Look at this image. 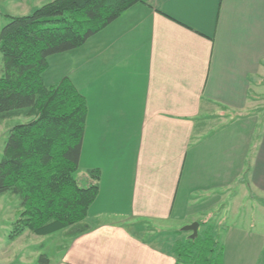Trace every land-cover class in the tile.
Here are the masks:
<instances>
[{"label": "crops", "instance_id": "obj_1", "mask_svg": "<svg viewBox=\"0 0 264 264\" xmlns=\"http://www.w3.org/2000/svg\"><path fill=\"white\" fill-rule=\"evenodd\" d=\"M58 61L87 102L78 170L99 178L43 264H177L139 223L228 219L235 181L242 206L264 197V0H147ZM255 223L225 226L222 264H264Z\"/></svg>", "mask_w": 264, "mask_h": 264}, {"label": "trees", "instance_id": "obj_2", "mask_svg": "<svg viewBox=\"0 0 264 264\" xmlns=\"http://www.w3.org/2000/svg\"><path fill=\"white\" fill-rule=\"evenodd\" d=\"M147 0H51L26 15H5L0 28V123L22 116L8 130L0 158V195L19 198L7 236L47 235L83 221L97 191L99 172L81 185V142L87 112L84 95L67 76L45 85L48 57L81 46L125 10ZM170 246L177 264H222L223 246L209 228ZM182 231L176 230V236ZM46 263L47 257L40 255Z\"/></svg>", "mask_w": 264, "mask_h": 264}, {"label": "rangeland", "instance_id": "obj_3", "mask_svg": "<svg viewBox=\"0 0 264 264\" xmlns=\"http://www.w3.org/2000/svg\"><path fill=\"white\" fill-rule=\"evenodd\" d=\"M51 1V0H30L17 2V0H0V28L8 20L5 15H26L36 7L41 6L42 4ZM26 2V4H25ZM58 54H53L48 57V66L42 72L43 83L47 86L55 84L58 80L61 79L63 71H65L64 62L58 61ZM2 74V65L0 57V75ZM264 103H261L263 106ZM224 110L221 107H213L211 113H224ZM230 116V115H229ZM233 117V115H231ZM27 118L22 116H15L7 118L0 123V158L2 156L3 147L7 138L8 130L10 127L17 123L26 121ZM86 176V177H85ZM75 177L81 185H85L88 181V177L85 172L78 170L75 173ZM234 192L238 195L234 200L235 210L232 212L231 216L227 219L224 216V211L227 209L225 206L219 205L216 207H208L207 210H203L196 214L194 217L200 219L199 222H203V226L200 227L199 232H202L203 229L209 228L211 233L216 237L219 243H222L226 237V227L229 225L234 226H244L245 223L249 224L251 221L260 222L264 227V214L261 213V207H258L261 204V201L264 204V197L261 199L248 198L243 200L244 206H242V199L244 194L248 192V188H245L240 185L238 181L233 183ZM204 195H209V193H203ZM257 194V193H256ZM223 207V208H222ZM20 207H19V198L15 194L5 193L0 195V253L1 251L7 252V256L0 258V264H43L39 261L40 255H44L50 258L53 253H58L60 250L56 248L59 247L57 240L60 239L59 235L65 231H56L55 233L47 235H36L29 231H25L21 234L17 240L5 247L7 244V236L12 228L13 221L18 217ZM191 214H186L185 217L177 218L172 217L168 222L161 223V226H155L150 222L139 223L142 226L143 236H154L157 235L156 239L160 246L165 248L170 247L175 239L183 238L184 235H190V232L182 231V227L190 224L195 221H191ZM251 217V218H250ZM254 218V219H252ZM219 219L221 221L219 222ZM255 223V224H256ZM226 226V227H225ZM182 231L180 237L175 235V231ZM161 233V235H159ZM8 242V241H7ZM8 249V250H7ZM51 254V255H50Z\"/></svg>", "mask_w": 264, "mask_h": 264}, {"label": "water", "instance_id": "obj_4", "mask_svg": "<svg viewBox=\"0 0 264 264\" xmlns=\"http://www.w3.org/2000/svg\"><path fill=\"white\" fill-rule=\"evenodd\" d=\"M199 222L195 221L182 227V231L190 232V237L195 238L198 233Z\"/></svg>", "mask_w": 264, "mask_h": 264}]
</instances>
